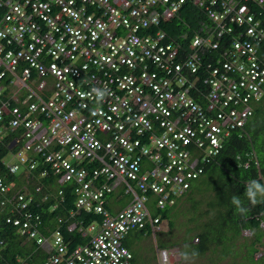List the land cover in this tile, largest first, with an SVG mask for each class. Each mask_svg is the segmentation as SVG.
I'll use <instances>...</instances> for the list:
<instances>
[{"label": "built area", "instance_id": "obj_1", "mask_svg": "<svg viewBox=\"0 0 264 264\" xmlns=\"http://www.w3.org/2000/svg\"><path fill=\"white\" fill-rule=\"evenodd\" d=\"M190 3L200 27L172 35ZM262 98L264 0H0V146L18 161L0 162V228L42 264H131L130 234L160 230ZM66 188L74 208L42 232L35 206Z\"/></svg>", "mask_w": 264, "mask_h": 264}, {"label": "trees", "instance_id": "obj_2", "mask_svg": "<svg viewBox=\"0 0 264 264\" xmlns=\"http://www.w3.org/2000/svg\"><path fill=\"white\" fill-rule=\"evenodd\" d=\"M202 19L203 17L200 12L193 8L190 3L164 28L172 35L191 32L193 28L197 29L200 27ZM245 129L247 133L242 137H239L237 133H235L232 138L225 142L221 154L206 165L203 176L193 183L190 191L184 196L186 197L194 191L198 192L197 184L200 183L205 187L202 189L203 192L200 193H206L212 190L214 194L213 198L217 203V223L216 221H212L198 227V230L201 229V232L196 235L198 243L195 244L197 250L193 253L194 255L206 253L210 242H217L221 245L223 240L228 236V234H226L227 232H232V236L235 237V239L244 231H250L253 235L255 233L254 239L249 244L253 258L257 251L256 247L262 244L263 228L261 227V223L264 218V109L256 107L254 117L247 123ZM7 152L6 148L0 146V162L5 155L10 153ZM246 164H248V166H246ZM1 171L4 173L3 170ZM13 179L14 178L11 177V180ZM44 183L51 185L56 184L52 176L45 179ZM46 187L44 188V192H55L53 187H51V189ZM54 188L57 189V186ZM246 193L256 198L255 204L249 200ZM233 197L241 201V207L246 209L244 213L237 211L236 206L232 203ZM182 198H179V200ZM74 201L75 199L73 194H71V190L66 188L65 201L58 209L54 211L50 210L51 205L55 202L53 198L48 202L42 203L41 206H35L42 217L41 231L43 230L42 232L49 233L54 231L57 223L56 221L59 217L67 216L68 211L74 208ZM171 208L167 207L163 211L161 215L162 220L168 217ZM81 216L85 218L88 223L99 218L93 214H81ZM169 228L170 231L174 228V223L172 221H169ZM143 231L145 230H141V232ZM65 236L68 237L70 234L65 232ZM73 236L76 243H84L83 240L81 241L79 235L75 234ZM0 239H4L6 242L0 246V262L3 264H15L14 259L16 256L25 259L26 264H42L43 255L40 253L41 250L33 244L23 245L25 237L21 236L17 230L3 225L0 230ZM131 242L132 241L128 237L126 245L130 249ZM174 245L175 244L171 247H174ZM159 248L169 247L164 245ZM136 259L137 257L135 253H133L131 264H134Z\"/></svg>", "mask_w": 264, "mask_h": 264}, {"label": "rangeland", "instance_id": "obj_3", "mask_svg": "<svg viewBox=\"0 0 264 264\" xmlns=\"http://www.w3.org/2000/svg\"><path fill=\"white\" fill-rule=\"evenodd\" d=\"M256 107L264 109V98L257 103ZM4 157V162L18 163L17 158L11 153ZM23 172L24 166L21 165L18 175ZM204 188L199 183L197 184L199 193L194 191L180 199L171 208L168 217L162 221L161 231H157L155 235L153 231H133L130 234L131 249L137 257L134 264H159L157 248L164 245L170 247L175 264H264V257L261 256L259 260H256L255 256L253 258L251 255L249 244L254 239L255 233L253 235L250 231L241 232L237 239L232 236V232H227L228 236L221 245L217 242H210L206 253L193 254L197 250L195 244L198 243V239L196 235L201 232L198 227L212 221L217 223V203L213 198L214 194L212 190L200 193L203 192L202 189ZM169 221L174 223V228L171 231ZM262 222L264 223V218ZM262 227H264L263 224ZM262 234V244L256 247V254L258 252L264 254V229ZM173 244H175L174 247H171Z\"/></svg>", "mask_w": 264, "mask_h": 264}, {"label": "clouds", "instance_id": "obj_4", "mask_svg": "<svg viewBox=\"0 0 264 264\" xmlns=\"http://www.w3.org/2000/svg\"><path fill=\"white\" fill-rule=\"evenodd\" d=\"M246 195L248 196V198H249V200L253 203V204H255L256 203V198L254 197V196H252V195H250V194H248V193H246ZM184 197V196H183ZM182 198V197H181ZM179 200V199H178ZM178 200H177V202H178ZM177 202H176V204H177ZM232 203L236 206V208H237V211H239L240 213H244L245 211H246V209H244L243 207H241V201L238 199V198H236V197H233V199H232ZM175 204V205H176ZM174 205V206H175ZM173 206V207H174ZM171 208V207H170ZM162 213H163V211H162ZM162 213H161V215H162ZM162 219H161V224H162ZM160 224V225H161ZM262 224L264 225V223L262 222L261 223V227H262ZM3 226V225H2ZM7 227V226H6ZM10 228V227H9ZM263 229H264V227H262ZM11 229H15V230H17L16 228H11ZM0 230H1V228H0ZM147 231H148V229H146ZM145 230V231H146ZM139 231H141V230H139ZM149 231H152V230H150L149 229ZM158 231H161V229L160 230H158ZM157 233V232H156ZM155 233V234H156ZM154 234V235H155ZM21 235V234H20ZM4 240V239H3ZM26 241V239L25 240H23V245H25V244H33L32 242H25ZM4 243H6L5 241H4ZM34 245V244H33ZM170 248V247H169ZM169 248H157V250L158 249H169ZM130 249V248H129ZM131 250V249H130ZM260 250V249H259ZM258 250V251H259ZM257 252V251H256ZM41 253V252H40ZM257 254H261L260 255V257L262 256V258L264 257V254L263 253H261V252H258ZM17 257V256H16ZM15 257V258H16ZM157 257H158V254H157ZM260 257L259 258H256V253H255V258H256V260H259L260 259ZM20 258H22V257H20ZM23 259V258H22ZM15 260V259H14ZM159 263V262H158Z\"/></svg>", "mask_w": 264, "mask_h": 264}]
</instances>
